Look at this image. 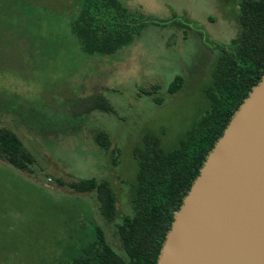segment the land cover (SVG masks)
<instances>
[{
	"label": "rangeland",
	"instance_id": "obj_1",
	"mask_svg": "<svg viewBox=\"0 0 264 264\" xmlns=\"http://www.w3.org/2000/svg\"><path fill=\"white\" fill-rule=\"evenodd\" d=\"M87 1L0 0V127L35 158L28 171L0 153V264H64L97 228L121 250L117 225L133 215L135 147L146 133L161 135L166 150L176 147L208 106L216 44L240 32L238 0H121L137 18L166 25L144 27L120 52L87 57L63 33ZM185 19L193 25L173 26ZM177 75L185 84L170 93ZM153 86L162 103L143 93ZM95 93L107 111L74 107ZM99 131L111 137L109 149L96 141ZM85 178L111 183L115 220L104 215L97 190L73 187Z\"/></svg>",
	"mask_w": 264,
	"mask_h": 264
},
{
	"label": "trees",
	"instance_id": "obj_2",
	"mask_svg": "<svg viewBox=\"0 0 264 264\" xmlns=\"http://www.w3.org/2000/svg\"><path fill=\"white\" fill-rule=\"evenodd\" d=\"M238 4L240 32L230 43L216 44L220 53L205 94L208 99L205 111L173 149L166 150L161 135L156 133H146L134 149L139 170L132 194L133 215L124 216L117 225L121 250L114 248L102 229L97 228V236L82 240L72 255L69 252L71 256L64 264H157L175 210L232 115L264 74V0H238ZM137 17L121 0H88L70 17L63 33L87 57L112 55L131 45L144 27L166 25L153 16ZM181 24L191 26L193 21H174L173 26ZM201 36L210 41L206 34ZM27 40L31 43L29 37ZM184 84V76L177 75L168 91L175 93ZM158 89L159 86H153L143 93L155 95V100L162 103L164 98L158 96ZM105 102L103 94L95 93L79 98L81 108L76 104L74 107L81 113L107 111ZM95 139L106 149L112 145L111 137L104 131L97 132ZM0 153L22 170L29 171L35 162L34 155L9 128L0 127ZM114 161L118 162L117 155ZM73 187L81 192L97 190L104 215L109 220L116 219L117 195L109 181L85 178Z\"/></svg>",
	"mask_w": 264,
	"mask_h": 264
},
{
	"label": "water",
	"instance_id": "obj_3",
	"mask_svg": "<svg viewBox=\"0 0 264 264\" xmlns=\"http://www.w3.org/2000/svg\"><path fill=\"white\" fill-rule=\"evenodd\" d=\"M157 264H264V74L175 210Z\"/></svg>",
	"mask_w": 264,
	"mask_h": 264
}]
</instances>
